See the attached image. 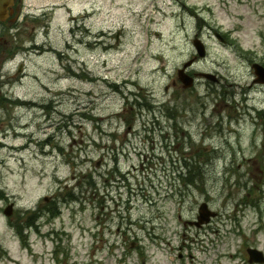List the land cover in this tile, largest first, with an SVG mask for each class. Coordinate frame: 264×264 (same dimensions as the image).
Masks as SVG:
<instances>
[{"label":"rangeland","instance_id":"1","mask_svg":"<svg viewBox=\"0 0 264 264\" xmlns=\"http://www.w3.org/2000/svg\"><path fill=\"white\" fill-rule=\"evenodd\" d=\"M22 4L0 34V264H237L246 245L264 250V0ZM203 204L218 215L199 228Z\"/></svg>","mask_w":264,"mask_h":264},{"label":"water","instance_id":"2","mask_svg":"<svg viewBox=\"0 0 264 264\" xmlns=\"http://www.w3.org/2000/svg\"><path fill=\"white\" fill-rule=\"evenodd\" d=\"M14 1L15 0H0V21H3V20H5L8 17L9 12L11 11V7H12ZM201 47L197 46V48L199 50V53H201V55H202V48ZM190 63H191V61L185 63L184 67H186ZM254 67L256 69L255 73L258 75L260 81L264 82V71H262V69H261V67L259 65L258 66L255 65ZM183 72H184V68L179 70V77L184 82V86L185 87L190 86L192 84V79L189 78V77L184 76ZM204 208H205V205L202 207V209H204ZM205 214H206L205 220H208L209 213H205Z\"/></svg>","mask_w":264,"mask_h":264},{"label":"trees","instance_id":"3","mask_svg":"<svg viewBox=\"0 0 264 264\" xmlns=\"http://www.w3.org/2000/svg\"><path fill=\"white\" fill-rule=\"evenodd\" d=\"M201 172L199 168L194 167V169L191 171V168L188 169V174H186L185 178H182V183L186 185L195 184L197 183V179L200 178ZM31 223V220L28 222V224Z\"/></svg>","mask_w":264,"mask_h":264},{"label":"flooded vegetation","instance_id":"4","mask_svg":"<svg viewBox=\"0 0 264 264\" xmlns=\"http://www.w3.org/2000/svg\"><path fill=\"white\" fill-rule=\"evenodd\" d=\"M20 11V0L16 1L15 7H14V15L18 14ZM1 41V40H0ZM1 47V46H0Z\"/></svg>","mask_w":264,"mask_h":264},{"label":"bare ground","instance_id":"5","mask_svg":"<svg viewBox=\"0 0 264 264\" xmlns=\"http://www.w3.org/2000/svg\"><path fill=\"white\" fill-rule=\"evenodd\" d=\"M194 46L197 47V46H200V45L198 43H195Z\"/></svg>","mask_w":264,"mask_h":264}]
</instances>
